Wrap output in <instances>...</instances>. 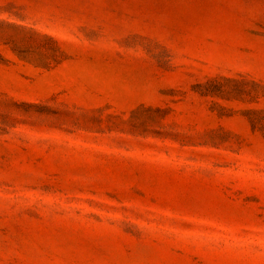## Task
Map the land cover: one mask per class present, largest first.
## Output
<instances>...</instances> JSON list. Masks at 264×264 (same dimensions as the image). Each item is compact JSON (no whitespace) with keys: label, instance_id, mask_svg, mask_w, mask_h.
Returning a JSON list of instances; mask_svg holds the SVG:
<instances>
[{"label":"rangeland","instance_id":"obj_1","mask_svg":"<svg viewBox=\"0 0 264 264\" xmlns=\"http://www.w3.org/2000/svg\"><path fill=\"white\" fill-rule=\"evenodd\" d=\"M0 264H264V0H0Z\"/></svg>","mask_w":264,"mask_h":264}]
</instances>
